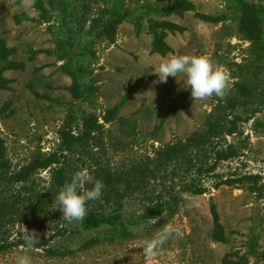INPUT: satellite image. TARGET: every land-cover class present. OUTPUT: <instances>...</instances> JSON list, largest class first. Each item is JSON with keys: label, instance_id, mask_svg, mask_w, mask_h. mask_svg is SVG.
I'll use <instances>...</instances> for the list:
<instances>
[{"label": "rangeland", "instance_id": "rangeland-1", "mask_svg": "<svg viewBox=\"0 0 264 264\" xmlns=\"http://www.w3.org/2000/svg\"><path fill=\"white\" fill-rule=\"evenodd\" d=\"M43 1L47 5L48 0ZM164 1L151 2L159 5ZM260 1L264 6V0ZM192 2L194 11L178 18L186 27L185 32L168 34L167 41L174 51L160 56L149 53L151 34L146 27L145 5L142 8L144 3L140 0H122L132 17L118 26L113 43L96 33L87 35L90 20L111 5V0H71L73 19H67L60 31L57 27L64 16L55 3L47 5L50 22L45 23L37 19L33 0H0V37L9 46L17 47L11 58L25 62L22 70L4 72L12 82L8 90H0V138L5 144L10 171L58 151V132L66 122L75 135L85 114L95 115L102 125L84 146H77L74 152H62L81 199L67 196L65 200H57L55 208H50L57 210V215L52 213L45 220L33 218L28 212L25 220L8 227L9 231L12 236L20 232L25 237H47L54 235L53 227L58 225L63 232L54 235L49 245L74 250L80 239L104 235L106 228L86 232L79 225L80 212L90 201L86 196L93 198L97 193L96 171L124 172L145 160L158 146L203 130L210 117L224 122L237 115L242 119L237 122L235 134L215 141L216 146L232 145L239 150L237 156L219 163L217 174L223 179L244 175H255L256 179L216 187L218 178L210 177L203 181L207 190L186 196L173 214L128 222L131 234L127 237L105 240L93 248L77 249L65 256H52L44 249L13 247L0 251V264H222L223 255L233 250L246 254L252 264H262L264 62H254L249 54V42L237 30L239 11L232 4L227 0ZM196 11L224 13L229 18L219 23L204 22L195 17ZM14 14H26L33 19L17 24ZM151 16L156 17L154 13ZM135 21L139 24L135 25ZM137 25L142 28L139 32ZM69 36L71 47L83 49V54L72 51L75 61L86 60L89 65V72L82 77L88 90L80 98H73L68 90L71 79L61 66L66 59L58 58L61 46L68 50V43L60 41ZM30 49L40 51L33 60L29 59ZM139 79L115 118L104 121L108 111ZM238 81L251 89L247 99L236 93L234 83ZM8 100L10 104L5 107ZM233 102L236 103L230 109ZM256 110L253 117L245 119ZM159 165L161 172L155 178L125 197L123 210L128 219L139 212L144 198L146 203L150 194L154 196L167 186H177L188 176L183 160L163 168L162 161ZM51 173V168L35 172L29 188L21 194L47 186ZM87 182L91 183L89 187ZM14 190H19V186L7 189ZM98 198L91 202L98 204ZM212 203L225 228V243L210 237ZM5 230L0 225V236Z\"/></svg>", "mask_w": 264, "mask_h": 264}, {"label": "trees", "instance_id": "trees-1", "mask_svg": "<svg viewBox=\"0 0 264 264\" xmlns=\"http://www.w3.org/2000/svg\"><path fill=\"white\" fill-rule=\"evenodd\" d=\"M144 3V17L146 18V27L151 34L150 54H159L165 56L173 52V48L166 41L167 33L175 32L183 33L186 27L177 24L164 17L174 14L182 17L185 12L194 11V3L192 0H165L159 5L151 2L152 0H140ZM34 8L38 10V20L49 23L50 12L47 5H55L61 8L63 20L57 27L60 31L67 24V19H73L71 0H48L47 5L43 0H33ZM232 4V8L239 11L237 20V30L243 39L249 42V54L252 55L253 61L257 63L264 62V6L260 0H227ZM121 3V4H120ZM153 3V4H152ZM152 13L156 17L152 18ZM195 17L204 22L219 23L228 19V15L219 14L212 15L202 12H195ZM132 17V12L122 5V0H111V5L105 7L102 12L95 18L90 20L87 35L96 33L97 36L107 40L110 43L115 41L118 26ZM161 17V18H160ZM15 23L22 20L33 19L26 14H14ZM139 24L135 21V25ZM48 29L51 30L50 24ZM142 29L137 25V31ZM68 31L69 28L67 29ZM71 32V31H70ZM68 50L63 46L60 47L61 53L58 54L60 60L66 59L61 65L62 69L70 76L71 83L68 86L73 98H80L87 92V84L82 81L85 73L89 72L86 60L75 61L74 53L83 54V49L75 50L70 36L65 41ZM71 47L72 49H70ZM63 48V49H62ZM29 59L33 60L40 53L39 50L30 49ZM74 53H73V52ZM17 53L16 46H9L3 37H0V90H8L12 79L7 77L4 72L7 70H22L25 68V62L17 61L11 56ZM251 61V63H253ZM141 79V78H140ZM137 80L134 85L126 90L120 97L118 102L104 116V121H112L118 109L123 102L135 91ZM234 89L239 97L247 99L251 94V89L247 87L245 82L238 81L234 83ZM36 96L39 94L35 93ZM264 101V98L263 100ZM233 102L230 109L234 107ZM10 101L5 102V107ZM257 112L249 114L246 120L253 117ZM242 121L240 116H233L227 122L222 120L208 119L206 127L203 130H195L185 138L167 142L155 148L150 154H147L145 160L131 166L128 170L111 171L110 169H102L96 171L95 181L98 183L93 198L99 196L97 203L91 202L93 198L86 196L89 204L80 212L79 225L82 231H96L100 228H106L104 235H92L79 240L77 248L74 250L70 247L55 248L49 243L54 235H61L58 225L53 227L54 235L47 237L40 235L35 237H25L20 232H16L14 236L9 231L10 226L16 222H23L26 213H30L33 218L47 219L52 217V213L57 215L55 202L65 200L67 196L75 199H81L79 190L76 191L70 176L68 165L65 161L66 154L77 149V146H84L89 137L97 130L102 128L98 124L95 115L89 113L82 118L80 131L76 135L71 131V125L66 122L58 132L60 145L58 151H52L44 156L37 157L29 163L21 167L19 170L10 171V163L6 158V149L4 141L0 138V225H4L6 230L0 236V251H5L13 247H26L34 249H44L52 256L72 255L77 249L85 250L93 248L105 240H116L127 237L131 234L128 222L135 223L140 220H148L156 218L163 213L173 214L186 196L199 195L204 193L207 188L203 181L208 178L217 177L216 187L219 185H233L245 180L256 179L255 175H244L236 178H225L218 175L216 169L221 161L233 158L238 155L239 150L232 145L219 147L215 144L219 138L226 135H233L237 132V122ZM187 166L188 176L179 182L177 186H167L162 192L149 195L147 202L143 199L142 206L136 215L127 218L123 208L124 200L128 194H133L143 188L151 179L161 172L159 162L162 161V168L174 161H182ZM51 168V179L47 186L33 189L31 192L22 193V190L29 188L32 175L41 169ZM91 183L87 182L86 187ZM18 187L19 190L7 191L8 187ZM32 189V188H31ZM76 191V192H75ZM27 194V196H25ZM62 199V200H61ZM92 203V204H90ZM100 203V204H99ZM210 213L212 217V229L210 237L215 242L225 243L227 236L225 228L220 221L219 213L216 205H210ZM79 238H82L81 236ZM222 264H252L249 257L241 253L239 250H233L223 255ZM264 264V258L263 262Z\"/></svg>", "mask_w": 264, "mask_h": 264}, {"label": "crops", "instance_id": "crops-1", "mask_svg": "<svg viewBox=\"0 0 264 264\" xmlns=\"http://www.w3.org/2000/svg\"><path fill=\"white\" fill-rule=\"evenodd\" d=\"M178 18H180L179 16H177V15H174V14H171V15H168V16H166V17H164V19H168V20H170V21H173V22H175V23H177V24H180V25H182L180 22H179V20H178ZM185 32V31H184ZM170 32H168L167 33V36H166V41H167V39H168V34H169ZM176 33V32H175ZM170 34H172V33H170ZM179 34V33H178ZM152 38V37H151ZM151 41V40H150ZM168 42V41H167ZM169 43V42H168ZM149 44H150V42H149ZM171 46V45H170ZM172 48H173V46H171ZM174 49V48H173ZM174 51V50H173ZM155 55H159V54H155Z\"/></svg>", "mask_w": 264, "mask_h": 264}]
</instances>
